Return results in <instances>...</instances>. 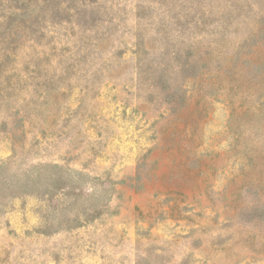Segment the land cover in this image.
<instances>
[{
  "label": "rangeland",
  "instance_id": "rangeland-1",
  "mask_svg": "<svg viewBox=\"0 0 264 264\" xmlns=\"http://www.w3.org/2000/svg\"><path fill=\"white\" fill-rule=\"evenodd\" d=\"M0 264H264V0H0Z\"/></svg>",
  "mask_w": 264,
  "mask_h": 264
}]
</instances>
